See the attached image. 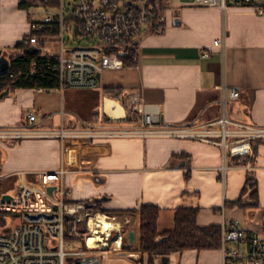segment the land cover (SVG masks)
<instances>
[{
    "label": "crops",
    "instance_id": "1",
    "mask_svg": "<svg viewBox=\"0 0 264 264\" xmlns=\"http://www.w3.org/2000/svg\"><path fill=\"white\" fill-rule=\"evenodd\" d=\"M161 11L166 15L164 31L145 33L132 43L135 65L104 71L96 90H10L0 99V128L101 129L107 122L127 119L122 99L128 102L132 93L159 105L167 126H201L220 118L221 101L230 90L240 92L238 100L228 102L230 119L264 128V17L245 6L231 4L222 10L188 0ZM34 19L19 0H0V57L10 60L20 53L17 46L28 40ZM202 51L209 57L202 58ZM111 91L121 97L110 96ZM108 101L120 106V116L108 113ZM28 114L36 116L33 125ZM257 154L255 160L226 159L219 146L171 137L2 139L0 203L44 208L62 183L69 192L68 201L98 203L99 210L121 213L145 205L160 208L161 233L173 230L175 211L182 206L199 208V227L222 228L238 221L253 231L264 227V147ZM20 180L48 198L14 204ZM249 180L256 183L255 201L251 193L244 195ZM240 199L249 205L238 206ZM125 219L133 221L129 234L135 232L136 217L119 220ZM223 263L221 248L152 256L111 251L102 256V264Z\"/></svg>",
    "mask_w": 264,
    "mask_h": 264
},
{
    "label": "built area",
    "instance_id": "2",
    "mask_svg": "<svg viewBox=\"0 0 264 264\" xmlns=\"http://www.w3.org/2000/svg\"><path fill=\"white\" fill-rule=\"evenodd\" d=\"M68 1V2H67ZM20 4L42 8L44 17L34 19L27 47H34L46 61H33L24 67H11L3 75L10 85L36 84L38 91L96 90L101 86L99 75L104 71L122 70L124 60L112 48H124L145 33L160 34L165 29L166 15L156 6L157 0H19ZM235 4L252 8L264 17V0H194V5L218 7L226 10ZM70 10L66 16L67 8ZM55 30L57 34H42ZM73 32L75 39H87L99 43V47L69 49L65 32ZM217 44H222L219 40ZM132 46V44H131ZM202 58L209 53L201 52ZM42 73H54L53 87H38ZM35 82V83H34ZM240 98L238 90L225 91L221 101L220 118L207 125L171 127L162 122L163 112L159 105L145 101L140 93L128 98L134 115L141 118L136 124L125 121H110L101 129L44 132L35 127L0 128V140H23L29 138L68 137H171L191 139L219 146L224 156L251 159L258 158L264 147V128L234 122L228 115V102ZM33 125L36 116L28 114ZM226 166L223 170L226 171ZM21 179V178H20ZM53 199L41 190L18 183L14 204L48 198L44 208L21 209L0 203V264H102L106 252H120L128 240L124 222L99 211L94 203L70 202L69 192L62 183L56 187ZM1 202V201H0ZM12 217V218H11ZM14 223L10 225L11 220ZM99 241L90 246L91 238ZM82 242L85 249L68 253L66 245ZM223 264H264V227L247 231L240 222L232 221L221 228ZM97 251L98 253H94ZM71 259L69 262L68 260Z\"/></svg>",
    "mask_w": 264,
    "mask_h": 264
},
{
    "label": "trees",
    "instance_id": "3",
    "mask_svg": "<svg viewBox=\"0 0 264 264\" xmlns=\"http://www.w3.org/2000/svg\"><path fill=\"white\" fill-rule=\"evenodd\" d=\"M23 8L30 10L32 5L21 4ZM42 34L55 35V30H45ZM132 42L125 44L124 48H112L107 53L117 54L124 60V66L135 65V49H132ZM26 41L17 46L20 49V53L10 58L12 67H24L29 65L33 61H46L40 54L30 55L26 52ZM56 75L54 73H42L39 77L40 84L38 87H53L55 83ZM35 83V82H34ZM35 89L36 84L26 83L18 85L16 87L10 85L8 81L4 79V76H0V93L6 90L14 89ZM118 91H111L108 93L110 96L120 98L121 93L117 95ZM123 105L128 111L127 124H136L141 121V118L134 115L130 109L129 102L122 99ZM238 159V158H235ZM249 180L250 186L244 190V195L251 193V200H256L258 190L256 183ZM96 207L98 203H94ZM240 207H246L249 204L244 203L243 199L237 202ZM254 207L258 206V203L253 204ZM104 214L115 215L119 219L128 217H136V229L137 239L134 244H131L128 240L124 243L122 251L138 252L142 255H172L176 253H183L185 251H205V250H219L221 248V228L217 226L199 227L197 224V217L199 213L198 207H180L175 211V226L173 230L161 233L158 230V219L161 213V209L156 206L145 205L139 210L125 211V212H108L102 211ZM264 216V211H263ZM111 252V251H110ZM118 253V252H113Z\"/></svg>",
    "mask_w": 264,
    "mask_h": 264
},
{
    "label": "rangeland",
    "instance_id": "4",
    "mask_svg": "<svg viewBox=\"0 0 264 264\" xmlns=\"http://www.w3.org/2000/svg\"><path fill=\"white\" fill-rule=\"evenodd\" d=\"M185 1H187V0H157L156 6L158 7V9H162V10L174 9V8L179 7L182 4V2H185ZM188 1H194V0H188ZM68 9H69V7L67 8V13H66L67 17H69L70 10H71V9L70 10H68ZM30 15L33 17H36L38 19H42L44 17V11L42 8H37V9L31 8L30 9ZM65 40H66L67 47L69 49H72V48H88V47L94 48V47H99V45H100L97 42H92V41H89L87 39H82V38L75 39L73 32L67 31V30L65 32ZM97 209H98V207H97ZM99 211L102 212L103 210L100 209ZM11 218H10V220H11ZM120 221H122V220H120ZM13 224L14 223L11 220L10 225H13ZM132 226H133V221H132V223H130L126 227V229L129 231ZM82 249H85L84 243L77 242V241H73L71 246H69L67 244L65 247V250L68 253L79 252ZM93 252L98 253L97 251H93Z\"/></svg>",
    "mask_w": 264,
    "mask_h": 264
},
{
    "label": "water",
    "instance_id": "5",
    "mask_svg": "<svg viewBox=\"0 0 264 264\" xmlns=\"http://www.w3.org/2000/svg\"><path fill=\"white\" fill-rule=\"evenodd\" d=\"M27 53L30 55H34L37 53V50L34 47H29L27 49ZM10 68H11L10 60L6 56L0 57V76L5 75L10 70ZM99 78H100V75H99ZM9 93H10V90H6L4 93H2L0 95V99L9 95ZM129 242L131 244H134L136 242V233L135 232H131L129 234ZM68 261L70 262L71 259H69Z\"/></svg>",
    "mask_w": 264,
    "mask_h": 264
},
{
    "label": "bare ground",
    "instance_id": "6",
    "mask_svg": "<svg viewBox=\"0 0 264 264\" xmlns=\"http://www.w3.org/2000/svg\"><path fill=\"white\" fill-rule=\"evenodd\" d=\"M115 105L117 106V109H114ZM107 111L113 117L120 116V114L122 113L120 106L117 103L113 102V101H108ZM97 241H99V240L96 237L95 238H91L90 242H89V245L90 246H94Z\"/></svg>",
    "mask_w": 264,
    "mask_h": 264
}]
</instances>
